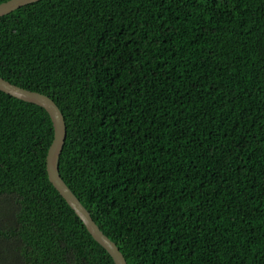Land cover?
Listing matches in <instances>:
<instances>
[{
	"label": "trees",
	"instance_id": "trees-1",
	"mask_svg": "<svg viewBox=\"0 0 264 264\" xmlns=\"http://www.w3.org/2000/svg\"><path fill=\"white\" fill-rule=\"evenodd\" d=\"M0 78L55 104L58 175L125 264H264V0H40L0 17ZM51 138L0 93V264H112Z\"/></svg>",
	"mask_w": 264,
	"mask_h": 264
},
{
	"label": "water",
	"instance_id": "water-1",
	"mask_svg": "<svg viewBox=\"0 0 264 264\" xmlns=\"http://www.w3.org/2000/svg\"><path fill=\"white\" fill-rule=\"evenodd\" d=\"M40 0H8L0 3V17L22 6L35 3ZM0 93L14 100L30 104L40 108L47 115L52 131L51 142L44 157V170L47 182L73 212L89 237L100 246L112 264H125L123 257L116 246L108 240L95 226L89 213L79 204L73 194L67 189L58 175V157L65 139V126L62 115L55 104L46 96L18 88L0 78Z\"/></svg>",
	"mask_w": 264,
	"mask_h": 264
},
{
	"label": "bare ground",
	"instance_id": "bare-ground-1",
	"mask_svg": "<svg viewBox=\"0 0 264 264\" xmlns=\"http://www.w3.org/2000/svg\"><path fill=\"white\" fill-rule=\"evenodd\" d=\"M26 6V5H25ZM23 7V6H22ZM13 12V11H12ZM11 13V12H10ZM9 14V13H8ZM7 15V14H6Z\"/></svg>",
	"mask_w": 264,
	"mask_h": 264
}]
</instances>
